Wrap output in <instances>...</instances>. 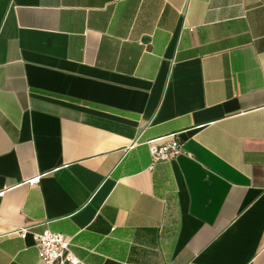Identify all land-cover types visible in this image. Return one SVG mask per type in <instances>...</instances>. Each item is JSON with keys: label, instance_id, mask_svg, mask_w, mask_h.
Instances as JSON below:
<instances>
[{"label": "crops", "instance_id": "crops-1", "mask_svg": "<svg viewBox=\"0 0 264 264\" xmlns=\"http://www.w3.org/2000/svg\"><path fill=\"white\" fill-rule=\"evenodd\" d=\"M1 192L0 264H264V0H0Z\"/></svg>", "mask_w": 264, "mask_h": 264}, {"label": "built area", "instance_id": "built-area-1", "mask_svg": "<svg viewBox=\"0 0 264 264\" xmlns=\"http://www.w3.org/2000/svg\"><path fill=\"white\" fill-rule=\"evenodd\" d=\"M148 146L153 164L173 160L184 153L181 141L174 135L149 141ZM40 181L41 176H37L30 179L28 184L34 187ZM4 194L5 192H1L0 196ZM12 234L23 239L31 234L42 264H82L71 250V239L64 234L54 233L48 229L43 233H32L24 227H18Z\"/></svg>", "mask_w": 264, "mask_h": 264}]
</instances>
